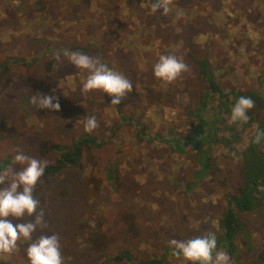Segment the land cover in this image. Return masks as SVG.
Here are the masks:
<instances>
[{
    "label": "rangeland",
    "instance_id": "374dc122",
    "mask_svg": "<svg viewBox=\"0 0 264 264\" xmlns=\"http://www.w3.org/2000/svg\"><path fill=\"white\" fill-rule=\"evenodd\" d=\"M32 1L0 0V68L4 69L0 70V164L12 165L17 150L46 158L50 164L58 156L54 145L68 148L78 137L102 142L81 147L78 165L44 175L34 195L48 227L38 228L33 238L57 233L64 264H185L165 247L172 250V239L220 234L223 195L234 194L241 186L236 159L240 161L252 130H242L244 139L226 143L223 153L216 154L219 167L214 174L189 193L183 190V181L189 180L187 154L177 157L169 138L193 131L194 126L188 113H179L171 103L187 105L199 90L196 67L186 60L189 55L207 63L217 58L216 47L206 53L203 45H194L201 35L218 36L213 31L216 20L219 32L225 31L232 42L245 39L238 50L226 53L222 92H257L256 76L264 68V0H174L169 8L175 16L142 7L148 0H41V5ZM153 15L158 16L156 21ZM189 20L197 22L194 31L187 29ZM89 21L90 32L84 30ZM157 23L161 28L156 29ZM95 49L101 50L102 63L132 81V91L117 106H111L113 97L100 91L81 95L86 73L60 55L64 50L95 57ZM168 54L183 56L190 68L184 73L190 79L186 82L192 83L193 90L171 97L174 91L165 90L152 73L151 84L161 86L163 94L156 104H145L139 96L146 77L143 70L150 74L159 56ZM56 55L61 63L54 59ZM36 94L57 97L60 111L32 105L31 96ZM87 115H95L99 122L91 134L83 130L81 119ZM141 131L153 134L162 146L156 145L155 138L149 142L148 134L139 140L134 137ZM261 147L264 151V144ZM109 165L113 179L105 171ZM19 170L16 165L14 171ZM6 187L7 181L0 190ZM241 218L245 226L240 236L225 240L221 249L231 250L232 264H264L260 253L264 205ZM27 219L34 221L35 216ZM87 230L97 236V248L92 247ZM219 241L223 243V238ZM243 245L254 247L249 254L239 255ZM26 247L23 243L11 255L0 254V264H29ZM164 252L168 254L162 258ZM119 255L124 257L112 260Z\"/></svg>",
    "mask_w": 264,
    "mask_h": 264
},
{
    "label": "trees",
    "instance_id": "16d2710c",
    "mask_svg": "<svg viewBox=\"0 0 264 264\" xmlns=\"http://www.w3.org/2000/svg\"><path fill=\"white\" fill-rule=\"evenodd\" d=\"M31 3L41 5L42 1L33 0ZM168 12L169 14L172 13L170 8ZM156 14L161 15V11H157ZM157 15H153L155 21L158 18ZM172 15L175 16L174 13H172ZM183 16L186 18L185 13ZM196 23L189 20L187 23V29L189 31H194L193 26H195ZM85 24L89 30L86 28L84 30L90 32V21ZM217 24L218 21L216 20L213 31L216 30L218 36L216 37L213 32L207 34L205 36L206 39L202 44L204 46L205 52L216 47L215 53L217 58H211L210 63L203 61V59H197L193 55H189L186 59L190 65L196 67V73L194 77L196 82H194L196 83L199 90L197 92H193L194 98L187 105H181L173 101L171 103L177 108L179 113H188V120H190L191 124L190 126H194V129L191 131L190 128V131H186V133L180 135V137L174 135L175 132H172V135L174 136H170L169 142L174 148L172 151L177 153L175 154L177 157L180 153L183 157L187 154V162L185 166L187 167L188 162L190 163V169L188 170L189 180L188 182H185L182 178L184 183L183 190L192 193L194 191L192 188H198L201 181L206 177L210 178L214 174L215 169L219 167L216 154L223 153L224 145L226 143H234L244 139L243 134H241L242 130H246V132L252 130L248 140V146L240 154V161L236 159L237 162H239V166L241 168V175L243 179L241 186H238L235 189L234 194L223 195L224 204L222 206L223 209L221 221L219 222L220 234L216 236L217 249L220 250L221 247L224 246L225 240L232 241L240 236L245 226L241 218L243 214H250L256 211L259 206L264 205V151L261 147V144H264V141H262L260 144H255L252 142L257 130L264 131V68H260L258 71L259 75L256 76L255 85L257 92H255V90H228L222 92L221 88L225 82L222 81V79L225 76L224 74H227V68L224 65V60L228 58L226 53L229 50H238V47L243 45L242 43H244L245 39L239 43H237V41L232 42L229 38V35L225 31L219 32V25ZM159 28H161V24L157 23L156 29ZM239 38L240 37H238V39ZM102 39H104V36L100 37V40ZM223 39L229 40L228 44H223ZM219 42L221 44H219ZM212 44H215V46ZM194 45L198 46L201 44L195 42ZM98 46L103 48L101 45ZM217 46H220L223 50H218ZM168 47L173 48V46ZM198 49L199 47H197V50ZM99 51L101 50H93L95 57L100 59ZM60 52L64 53V50ZM60 55L64 57V54ZM212 55L213 54H211V57ZM217 62L219 63L217 64ZM218 65H220V67H218ZM0 70L4 69L0 68ZM143 71L146 74V77L144 83L141 85L139 96L142 97V100L145 104H156L157 102L161 101L160 98L163 94L161 89L163 88L161 86H153L151 84L150 78L152 77L151 75L153 73V69L151 70L150 74L145 70ZM186 79L190 80L186 74H182V78L176 81V83H178L175 88L174 85L176 83H163V85L166 87L165 90H168V92L174 91L171 94V97L175 96L176 94H186L193 90L192 83L189 85V81L186 82ZM187 86H189L188 89H186ZM158 92L161 93L158 94ZM242 96L251 98L255 102V107L249 111L248 115L250 119L247 123H234L231 121V110L238 99ZM216 98L219 99V102ZM230 129L233 130L230 131ZM146 134H148L147 140L149 142L155 138L156 145L162 146L160 139L154 137V135L150 132L141 131L139 134L135 133L134 137H137L139 140L140 136H145ZM101 143L102 142L99 144ZM87 144L96 147L99 145L98 143L96 144L94 139H89L87 137H78L68 148H57L55 147L56 145H54L52 150L58 156L49 164L48 168L45 170V175L50 174L53 176L65 165H78L79 154L81 152L80 149ZM183 144L185 145V149ZM187 150L188 153H186ZM112 169V166L109 165L105 170L107 171L106 173L108 177L111 172L114 173V170ZM108 172H110V174ZM116 174H118L117 170ZM109 178L113 179L112 176ZM114 189L116 190V188ZM86 234L92 240V247L97 248L99 246L97 242V236L90 230H87ZM220 238H223V243H220ZM253 247L254 245H243L238 250V253L239 255L249 254V252L253 250ZM168 249V247H165L166 252L169 251L170 253H173V249ZM166 252H164V254L161 256L162 258L166 257L168 254H166ZM226 252L230 255V257H232V259H234V257L231 255V250H227ZM260 253H262L264 256V249H261ZM122 257L124 256H114L112 260H120ZM161 257L159 260L156 258L157 263L162 260ZM185 264H188V262H185Z\"/></svg>",
    "mask_w": 264,
    "mask_h": 264
},
{
    "label": "clouds",
    "instance_id": "9594fccd",
    "mask_svg": "<svg viewBox=\"0 0 264 264\" xmlns=\"http://www.w3.org/2000/svg\"><path fill=\"white\" fill-rule=\"evenodd\" d=\"M173 2L174 0H148L146 5L141 6L149 7L152 13H167ZM205 39L201 35L198 42L202 45ZM64 57L86 73V79L79 88L81 95L100 91L113 97L111 106H117L133 89L129 78L109 68L97 57L79 51H65ZM54 59L60 63L62 61L59 55ZM189 71L183 56L177 54L160 55L153 66L154 76L165 84L175 83L182 78V74ZM30 103L38 109L60 111L58 98L52 95H32ZM254 107L255 102L251 98L240 97L232 107L231 121L247 123L250 119L248 113ZM81 120L85 133L91 134L99 128L95 115H87ZM262 141L264 131L257 130L252 142L260 144ZM16 165L20 166L19 171H14ZM48 166L49 161L46 158L31 157L22 150H17L12 165H0V185L8 182V187L0 190V254L11 255L21 244L27 243L25 253L29 264H64L61 238L57 233L33 238L38 228L43 230L48 227L40 200L34 195ZM32 216H35L34 221L25 220V217ZM169 246L173 249V256L188 264H232L230 255L223 249H217V237L214 233L187 240L172 239Z\"/></svg>",
    "mask_w": 264,
    "mask_h": 264
}]
</instances>
